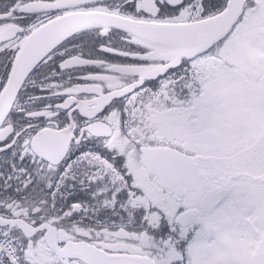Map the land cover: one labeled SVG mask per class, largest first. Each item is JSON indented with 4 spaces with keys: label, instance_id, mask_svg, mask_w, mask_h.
I'll return each instance as SVG.
<instances>
[{
    "label": "snow or ice",
    "instance_id": "obj_1",
    "mask_svg": "<svg viewBox=\"0 0 264 264\" xmlns=\"http://www.w3.org/2000/svg\"><path fill=\"white\" fill-rule=\"evenodd\" d=\"M0 264H264V0H0Z\"/></svg>",
    "mask_w": 264,
    "mask_h": 264
}]
</instances>
